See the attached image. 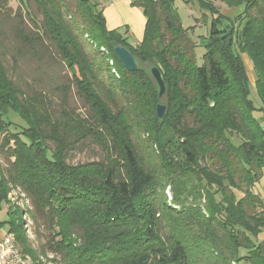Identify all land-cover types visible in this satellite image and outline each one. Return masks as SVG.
<instances>
[{"label": "trees", "instance_id": "16d2710c", "mask_svg": "<svg viewBox=\"0 0 264 264\" xmlns=\"http://www.w3.org/2000/svg\"><path fill=\"white\" fill-rule=\"evenodd\" d=\"M127 1L146 18L135 46L100 0H0L3 226L30 264H264V0H179L198 6L189 29L178 0ZM116 47L160 69L164 119L151 70Z\"/></svg>", "mask_w": 264, "mask_h": 264}, {"label": "crops", "instance_id": "0c3cea01", "mask_svg": "<svg viewBox=\"0 0 264 264\" xmlns=\"http://www.w3.org/2000/svg\"><path fill=\"white\" fill-rule=\"evenodd\" d=\"M104 10L107 26L110 30H119L127 33L129 42L135 46L139 44L144 36L146 18L141 9L133 7L127 0H100ZM187 1V0H182ZM240 10L227 9L223 12L231 18L237 16ZM134 40V41H132ZM261 194L264 196V187H260ZM9 220L8 206L0 203V242L9 233L8 228L3 223ZM264 240V232L260 236Z\"/></svg>", "mask_w": 264, "mask_h": 264}, {"label": "rangeland", "instance_id": "374dc122", "mask_svg": "<svg viewBox=\"0 0 264 264\" xmlns=\"http://www.w3.org/2000/svg\"><path fill=\"white\" fill-rule=\"evenodd\" d=\"M18 6V2L17 1H13L12 2V7L14 9H16ZM198 6L195 5L194 8H191L190 6H187L186 4H184L183 2L181 1H177V8H178V13L181 17V20H182V25L185 29H189V28H192L195 26L196 24V18H200V13L198 11ZM225 10H227V8H222L221 9V12L223 13ZM208 33V28L207 26H201V27H197L195 29V32L193 33V38L195 40V42L198 44L199 43V39L201 36H206ZM87 36H85V40H87ZM134 41V40H132ZM93 49H97L96 46L93 47ZM101 51H104V53L107 55V51L102 49ZM197 60H198V63L201 65L203 63V56H204V53H205V50L204 48L202 47H198L197 48ZM243 61L245 63V67L247 69V72H248V75H249V78L251 80V83H252V87H253V90H252V93H251V97L252 99H254L255 101H259V98L256 94V92L254 91V86H255V78H254V72H253V66H252V63L250 62V60L245 56L243 55ZM108 63L113 67V70H112V73H114L117 77H119V72L115 66V63L113 60L111 61H108ZM139 66L143 67L144 69H149L151 70L153 67H151L149 64H142L141 62H139ZM71 103L72 105H75V102L73 100H71ZM160 103L161 104H165L167 105L166 103V95L165 97L160 100ZM95 152H97L95 150ZM73 155H75L74 159L75 161H84L86 158H87V155H88V150H86L84 153H74ZM261 186L264 187V177L261 181ZM260 186V187H261ZM167 196L169 198V200L172 199V193L170 191V189L167 190ZM13 203H16L19 207V209L21 210H25L27 209L28 205L26 202H24L23 200V193H21L20 191H16V192H13V194L10 196ZM27 223V222H26ZM26 229H27V226H26ZM32 230V229H31ZM28 237L32 240V241H36V237L35 235L33 234L32 231H28ZM39 247V244L35 242V248L38 249ZM51 259H53V256L50 255L47 258H41V261H43L44 263L46 264H53L51 261Z\"/></svg>", "mask_w": 264, "mask_h": 264}, {"label": "water", "instance_id": "95a60500", "mask_svg": "<svg viewBox=\"0 0 264 264\" xmlns=\"http://www.w3.org/2000/svg\"><path fill=\"white\" fill-rule=\"evenodd\" d=\"M116 56L119 61L122 63L124 68L129 72H135L139 69V63L133 54L125 47H116L114 49ZM151 75L159 87V99L162 100L166 95V84L163 79L162 73L159 68L153 67L151 69ZM167 113V106L165 104H158L157 106V115L160 119H164Z\"/></svg>", "mask_w": 264, "mask_h": 264}, {"label": "built area", "instance_id": "2783aa9c", "mask_svg": "<svg viewBox=\"0 0 264 264\" xmlns=\"http://www.w3.org/2000/svg\"><path fill=\"white\" fill-rule=\"evenodd\" d=\"M0 264H27V260L15 250L13 236L9 233L0 242Z\"/></svg>", "mask_w": 264, "mask_h": 264}, {"label": "bare ground", "instance_id": "6f19581e", "mask_svg": "<svg viewBox=\"0 0 264 264\" xmlns=\"http://www.w3.org/2000/svg\"><path fill=\"white\" fill-rule=\"evenodd\" d=\"M9 236H13V245L15 246V250L18 251L20 255H22L19 245L16 243L14 235L9 233ZM22 257L27 260V264H30L29 259L27 257H24L23 255Z\"/></svg>", "mask_w": 264, "mask_h": 264}]
</instances>
